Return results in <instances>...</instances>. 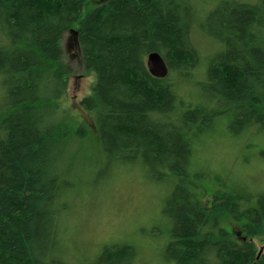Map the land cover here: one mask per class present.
Wrapping results in <instances>:
<instances>
[{"label":"trees","instance_id":"trees-1","mask_svg":"<svg viewBox=\"0 0 264 264\" xmlns=\"http://www.w3.org/2000/svg\"><path fill=\"white\" fill-rule=\"evenodd\" d=\"M182 7L203 18L189 0H0V264H85L67 255L66 218L98 154L116 164L95 186L125 167L165 186L163 264H264L255 241L264 239V192L240 181L242 190L221 191L220 177L208 189L197 170L210 172L201 151L215 142L264 131V0L220 5L195 23ZM195 28L222 49L205 56ZM67 30L96 76L79 102L93 123L60 108ZM152 51L167 76L150 73ZM103 254L93 264L138 259L134 242Z\"/></svg>","mask_w":264,"mask_h":264},{"label":"rangeland","instance_id":"rangeland-1","mask_svg":"<svg viewBox=\"0 0 264 264\" xmlns=\"http://www.w3.org/2000/svg\"><path fill=\"white\" fill-rule=\"evenodd\" d=\"M189 1L196 6V12L197 10L200 12H197L198 18L203 17L197 18L196 21H199L220 5L232 7L238 2L256 3L260 0ZM182 9L185 20L195 23L193 9L186 7ZM205 29H194L195 41L206 53L203 54L210 56L222 49V44ZM73 31L67 30L61 39L62 58L70 66L71 73L68 93L59 100L60 108L75 121L93 123V117L80 108L79 102L91 93L96 76L94 72L85 69L82 52ZM195 89L198 90V87ZM225 130H228L227 136H234L231 135V129ZM252 130L255 132L253 135L251 133L248 137L240 139L235 137L236 140L226 137V140L215 142L201 151L205 156L201 162L211 168L210 172L201 166L197 169L204 171L200 183L207 185L205 188L210 189L216 184L215 178L220 177L221 181L217 187L221 191L242 190L238 187L240 181L246 184L253 194L264 192V131L261 127H254ZM246 134L244 136H247ZM98 159L99 161L92 167L95 173L90 171L86 175L88 181L93 179L89 182L91 184L83 183V189L71 195V206L66 218L67 255L73 261L80 257L85 264L100 263L104 258L106 246L134 242L138 250L136 264H163L159 246L165 244L164 238L167 237L165 224H169L161 212L163 203L168 198L165 195V186L151 180V177L136 167H133L130 173H126L130 168L125 167L123 174L110 178L105 184L95 186L93 184L111 176L116 164L115 162L110 165L104 164L103 157L99 154ZM215 169L220 171L217 172ZM100 171L101 175L96 176ZM221 171L226 172L223 175ZM231 226L239 230L237 224ZM255 241L259 248L264 247V239L255 238Z\"/></svg>","mask_w":264,"mask_h":264},{"label":"water","instance_id":"water-1","mask_svg":"<svg viewBox=\"0 0 264 264\" xmlns=\"http://www.w3.org/2000/svg\"><path fill=\"white\" fill-rule=\"evenodd\" d=\"M147 66L150 73L155 77L163 78L169 73V67L158 51H152L148 54Z\"/></svg>","mask_w":264,"mask_h":264}]
</instances>
